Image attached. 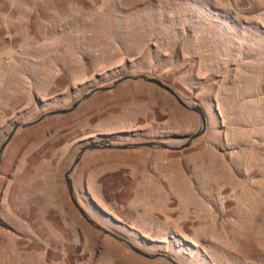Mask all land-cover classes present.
<instances>
[{
  "label": "rangeland",
  "instance_id": "374dc122",
  "mask_svg": "<svg viewBox=\"0 0 264 264\" xmlns=\"http://www.w3.org/2000/svg\"><path fill=\"white\" fill-rule=\"evenodd\" d=\"M251 3L0 0V142L123 74L156 76L200 101L205 133L178 151L87 153L73 174L79 201L180 264H264V85L237 68L253 53ZM199 123L169 92L128 80L18 131L0 170V264H170L91 226L64 174L91 141L168 140Z\"/></svg>",
  "mask_w": 264,
  "mask_h": 264
},
{
  "label": "water",
  "instance_id": "95a60500",
  "mask_svg": "<svg viewBox=\"0 0 264 264\" xmlns=\"http://www.w3.org/2000/svg\"><path fill=\"white\" fill-rule=\"evenodd\" d=\"M145 81L152 83L165 91L169 92L173 95L177 101L186 107L188 110L194 112L199 117L200 123L199 127L196 131L186 134V135H174L171 139L163 140V139H148L143 141H118V140H99V141H91L83 145L74 159L72 160L71 164L69 165L68 169L66 170L64 176L65 181L67 184V188L77 211L82 215V217L94 228L99 230L103 234H107L122 244H124L127 248H129L134 253L143 256L149 259H164L170 264H180V262L175 259L171 254L158 251V252H150L129 238L125 235L120 233L117 230H114L110 227H107L97 221L91 214L85 209V207L81 204L78 199L77 192L74 187L73 182V174L76 167L81 162L82 158L89 152L94 150H101V149H143V148H158V149H167V150H182L189 146H191L195 141H197L206 131L208 126V117L205 111V108L202 106L200 101L196 99L194 96H189L180 90L176 89L172 85L164 82L162 79L148 75V74H132L127 73L123 74L117 78H115L111 84L96 86L82 94L77 100H75L70 106L64 108H56L44 112L28 121L25 122H16L11 130L4 136V138L0 142V170L2 165L3 153L7 145L11 142L14 136L17 134L18 131L29 128L33 125H36L46 119H49L55 115H64L73 112L78 106H80L86 99L90 98L91 96L103 92L114 89L118 85H120L124 81Z\"/></svg>",
  "mask_w": 264,
  "mask_h": 264
},
{
  "label": "crops",
  "instance_id": "0c3cea01",
  "mask_svg": "<svg viewBox=\"0 0 264 264\" xmlns=\"http://www.w3.org/2000/svg\"><path fill=\"white\" fill-rule=\"evenodd\" d=\"M248 9V21L255 27L254 48L246 61L241 62L238 69L246 68L248 77H254L250 83L264 85V0H251ZM239 16V15H238ZM243 18V17H242ZM247 19V18H246ZM262 36V40L257 37Z\"/></svg>",
  "mask_w": 264,
  "mask_h": 264
},
{
  "label": "bare ground",
  "instance_id": "6f19581e",
  "mask_svg": "<svg viewBox=\"0 0 264 264\" xmlns=\"http://www.w3.org/2000/svg\"><path fill=\"white\" fill-rule=\"evenodd\" d=\"M187 118V117H186ZM186 120V119H185ZM188 120V119H187ZM169 151V150H168ZM162 154H163V152H162ZM144 157V156H143ZM214 161V160H213ZM212 163V162H211ZM227 167V166H226Z\"/></svg>",
  "mask_w": 264,
  "mask_h": 264
}]
</instances>
